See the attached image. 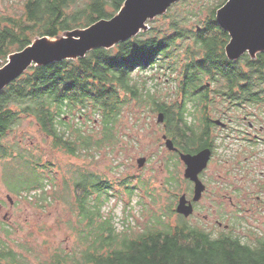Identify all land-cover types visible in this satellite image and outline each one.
I'll return each instance as SVG.
<instances>
[{
	"label": "trees",
	"instance_id": "trees-1",
	"mask_svg": "<svg viewBox=\"0 0 264 264\" xmlns=\"http://www.w3.org/2000/svg\"><path fill=\"white\" fill-rule=\"evenodd\" d=\"M124 1L26 0L23 16L0 29V60L6 61L9 54L31 44L34 36L54 39L111 19ZM187 1L196 2L178 3ZM225 2L216 0L207 6L203 3L198 10L192 7L179 12L175 3L158 16L167 20L165 26H155L154 21L148 30L111 48H96L74 60L31 66L1 90L0 160L8 191L36 198L39 208L52 203L42 172L48 167L41 163V155L8 140L25 119L32 118L39 132L50 138L52 148L79 158L116 144L120 115L136 101L163 113L165 135L178 150L169 152L165 162V187L172 194L168 216L176 214L173 189L180 183L179 153L213 149L211 133L218 126L216 120L223 122L224 118V114H215L214 105L225 102L238 110L264 103V52L253 57L245 53L236 60L225 55L230 38L216 21V11ZM204 11V18L197 17L190 27V20ZM147 70L152 76L137 73ZM157 71L171 79L179 74L171 103L157 99L146 87V78L155 81L153 72ZM156 85L153 82L155 89ZM95 118L100 130L94 138L91 130L84 131L82 121L93 123ZM88 165L71 167L73 187L65 190L63 198L69 191L74 194V201L68 203L77 223V228L71 229L78 246L59 248L38 264H264V237L251 245L230 232L213 236L178 213L175 223L164 222L167 214H152L138 233H133L130 224L119 230L114 216L105 211L113 185ZM122 185L128 195L145 188L146 182L139 180L134 187L127 182ZM29 253L25 246L15 250L0 238V264H33Z\"/></svg>",
	"mask_w": 264,
	"mask_h": 264
},
{
	"label": "rangeland",
	"instance_id": "rangeland-1",
	"mask_svg": "<svg viewBox=\"0 0 264 264\" xmlns=\"http://www.w3.org/2000/svg\"><path fill=\"white\" fill-rule=\"evenodd\" d=\"M25 1L0 0V29L8 26L9 20L23 16ZM214 1L216 0L187 1L184 4L177 2L174 9L176 12L192 7L198 10L203 3L207 6ZM205 15L206 11L191 19L190 27L194 25L192 22H197V17L201 19ZM154 21V25L158 27L165 26L167 22L156 17L147 22L146 30ZM37 38L39 36H34L32 40ZM11 54L7 56L6 61L0 60V67L7 62ZM137 73H140V76H152L149 70L143 74L141 71ZM153 74L155 81L147 77L146 87L151 88V94L162 102H173L176 87L180 82L179 74L175 73L172 79L164 72L157 71ZM153 82H157L156 89ZM213 108L217 116L224 114L221 120L230 129L222 130L218 126L211 133L215 139V153L204 170L203 179L208 184L207 190L201 197L195 215L188 219L189 224L203 227L213 236H217L219 230L214 226L215 210L225 212L224 223L230 222L233 225L236 222L237 225L234 224L233 228L237 236H240L243 242L253 245L258 238L264 237V198L262 205L256 203L255 213L246 211L244 206H241L244 212H235L237 208L234 204L238 198L234 191L237 188L242 194L251 192L254 197L259 194L264 197V103L235 110L227 103L219 101ZM157 115L158 112L152 111L148 106L131 101L124 107L116 126L117 143L98 153L92 151L79 158L52 148L50 138L39 132L32 118L25 119L21 126L9 135L8 140L17 141L23 149L31 151L34 155H41V163L48 167L42 172L48 184L46 195L52 203L39 208L36 198L26 199L25 193L17 195L8 191L3 184V161L0 160V238L5 239L12 249L19 250V246L28 248V257L33 264L48 260L59 248L75 249L78 243L75 240L76 233L71 227L77 228V223L68 203L74 201V194L69 191V196L63 198L65 190L73 187L71 179L74 172L71 167H83L88 164L91 171L105 177L113 185V195L107 201L105 211L114 216L119 230L124 228L123 225L130 224L133 233H138L143 230L144 224L152 214H167L164 222L175 223L177 213L168 216L167 211L172 195L171 190L165 187L168 177L165 162L169 151L162 139L165 134L164 124L157 122ZM96 120L97 118L93 119V123L82 121L84 131L91 130L90 134L94 138L100 130ZM236 120L239 123H236ZM74 121L76 120L72 122ZM246 133L247 142H244L242 135ZM92 154L95 158H91ZM142 157L145 162L138 167L137 160ZM184 170L185 166L179 159L177 172L180 183L177 189H173L177 195L175 212L179 197L182 193L187 196L189 190L183 177ZM220 179L228 185L221 188ZM139 180L146 182L145 188H138L134 193L127 195L124 191L126 185L122 183L127 182V185L134 187ZM197 212L199 214L196 215ZM204 215L208 216V221L202 219ZM238 220L240 222H237ZM7 230L9 234L6 233Z\"/></svg>",
	"mask_w": 264,
	"mask_h": 264
},
{
	"label": "water",
	"instance_id": "water-1",
	"mask_svg": "<svg viewBox=\"0 0 264 264\" xmlns=\"http://www.w3.org/2000/svg\"><path fill=\"white\" fill-rule=\"evenodd\" d=\"M178 1L125 0L111 19H101L84 29L68 31L55 39H35L21 51L12 53L0 67V91L31 66L82 58L96 48L108 49L138 35L147 29L148 21L164 14ZM216 21L230 38L225 46L227 59L236 60L245 53L253 57L259 52H264V0H226L216 11ZM157 122H164L163 113H158ZM216 123L222 124L220 120H216ZM162 139L168 151L176 150L172 140L165 134ZM210 156L208 148L196 154L179 153V159L185 166L183 177L194 183L195 201L204 190L198 174L206 168ZM144 162V157L139 158L138 167ZM176 212L185 217L192 213V207L187 205L184 194L178 199Z\"/></svg>",
	"mask_w": 264,
	"mask_h": 264
},
{
	"label": "flooded vegetation",
	"instance_id": "flooded-vegetation-1",
	"mask_svg": "<svg viewBox=\"0 0 264 264\" xmlns=\"http://www.w3.org/2000/svg\"><path fill=\"white\" fill-rule=\"evenodd\" d=\"M217 124V123H216ZM248 124L251 126L252 124L250 123V122H248ZM219 127H221V129L222 130H226V129H229L228 127H227V125L224 123V122H222V124H217ZM217 126V127H218ZM233 130V129H232ZM211 136H212V134H211ZM248 136V134L246 133V134H243L242 135V137H243V141L244 142H246V137ZM213 137V136H212ZM213 142H214V145H212L211 144V146H213V149H211L210 150V152H211V156H210V159H209V161H208V164H207V166H206V168L209 166V164H210V160H211V158L213 157V155H214V153H215V148H214V146H215V139H213ZM208 149H210V148H208ZM203 150V149H202ZM178 150L176 149L175 151H169V152H177ZM197 153V152H196ZM196 153H193V154H196ZM205 168V169H206ZM205 169H203L199 174H198V178H199V180H200V182L203 184V186H204V190L202 191V193H201V195H200V197H199V199L198 200H193V197H194V183L193 182H191L189 179H187V187L189 188V190L187 191V196H186V194L185 193H182V194H184L185 195V197H186V200H187V205H191V207H192V213L189 215V216H187V220L189 219V218H191V217H193L194 215H195V212L198 210V206H199V203L201 202V197H203V195H204V193L206 192V190H207V182L203 179V175H204V170ZM220 181H221V188L222 187H226L228 184L226 183V184H224V180L223 179H220ZM260 189H262V187H260ZM248 190V189H247ZM235 193V196H237V198H238V201H236V203L234 204L235 205V207L237 208V210L235 211V212H237V211H243L244 212V209L241 207V206H244L245 208H246V211H252V213H255V212H257V210H256V203H258V205H262L263 204V199L262 198H264L262 195H257V196H253V194H251V192H244L243 194L240 192V190L239 189H235V191H234ZM222 196V198H223V195H221ZM253 198H254V200H253ZM220 199H221V197H220ZM232 198H230V200H231ZM241 209V210H240ZM223 213H225V212H220V211H217V210H215V220H214V226H216V228L219 230V233H221V232H227V233H232V234H234V235H236L237 236V234L235 233V230H234V228H233V226H234V224H235V226L237 225V223L235 222V223H233V225L229 222H227L226 224L224 223V218H223ZM197 214H199V212H197L196 213V215ZM179 215V214H178ZM202 219L203 220H206V221H208V216L207 215H204L203 217H202ZM237 222H240V220H238ZM242 228V227H241ZM240 237V236H239Z\"/></svg>",
	"mask_w": 264,
	"mask_h": 264
},
{
	"label": "bare ground",
	"instance_id": "bare-ground-1",
	"mask_svg": "<svg viewBox=\"0 0 264 264\" xmlns=\"http://www.w3.org/2000/svg\"><path fill=\"white\" fill-rule=\"evenodd\" d=\"M47 41H48V42H52V40H50V39H47Z\"/></svg>",
	"mask_w": 264,
	"mask_h": 264
}]
</instances>
